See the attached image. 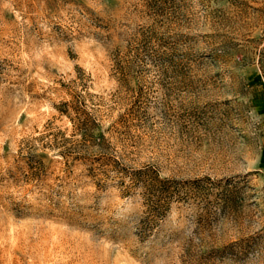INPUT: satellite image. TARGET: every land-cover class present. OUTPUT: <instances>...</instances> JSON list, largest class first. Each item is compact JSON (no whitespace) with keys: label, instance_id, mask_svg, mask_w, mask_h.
I'll list each match as a JSON object with an SVG mask.
<instances>
[{"label":"rangeland","instance_id":"obj_1","mask_svg":"<svg viewBox=\"0 0 264 264\" xmlns=\"http://www.w3.org/2000/svg\"><path fill=\"white\" fill-rule=\"evenodd\" d=\"M0 264H264V0H0Z\"/></svg>","mask_w":264,"mask_h":264},{"label":"trees","instance_id":"obj_2","mask_svg":"<svg viewBox=\"0 0 264 264\" xmlns=\"http://www.w3.org/2000/svg\"><path fill=\"white\" fill-rule=\"evenodd\" d=\"M89 120H83V121H79V129L82 133V136L84 137V141L85 142H89L87 148H91V147H99L100 148V152L97 153L94 157H92L93 159H95L97 162H100L102 168L100 169V172L104 173L106 171H108V167L113 168L116 172H124L127 175H130L133 180H134V184L137 182H142L141 178H143V176L145 174H148L147 177L150 178V180H144L143 184H144V189H145V194H146V200L148 203V206L150 207V209H154V208H158V210L156 212H158L159 210H164V208H168L169 203L167 199H160V196H158V201H156V203H151L153 202V197H156V193H155V188L158 187L157 185L163 186L165 182H167V180H163L160 179L158 174L154 171L147 170V171H133V170H129L127 169L123 163H121L115 156L112 155H108L106 153V148L104 147V138L102 136H97L93 133L92 129L90 127H88L89 125ZM68 156H72L71 153L68 154ZM77 157L75 158H89V154L85 153V154H81L78 153L76 155ZM91 158V157H90ZM102 170V171H101ZM166 194H168L166 192ZM165 196V195H163ZM161 208V209H160ZM158 214V213H156Z\"/></svg>","mask_w":264,"mask_h":264}]
</instances>
